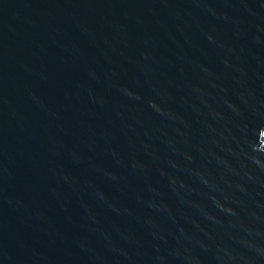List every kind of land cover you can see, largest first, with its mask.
<instances>
[{"label": "water", "instance_id": "1", "mask_svg": "<svg viewBox=\"0 0 264 264\" xmlns=\"http://www.w3.org/2000/svg\"><path fill=\"white\" fill-rule=\"evenodd\" d=\"M0 264H264V0H0Z\"/></svg>", "mask_w": 264, "mask_h": 264}]
</instances>
